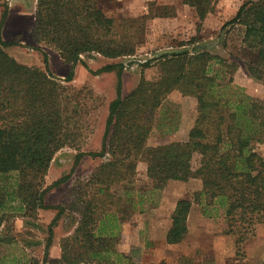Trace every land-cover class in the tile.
<instances>
[{
  "label": "trees",
  "instance_id": "1",
  "mask_svg": "<svg viewBox=\"0 0 264 264\" xmlns=\"http://www.w3.org/2000/svg\"><path fill=\"white\" fill-rule=\"evenodd\" d=\"M215 2L183 0L194 9L200 23ZM167 15L162 11L153 17ZM35 16L39 40L56 49L72 67L77 62L85 65L81 54L93 52L107 58L133 54L138 42L134 40L149 18H113L92 0H37ZM6 17L4 7L0 16V228L13 214L4 211L10 201H20L29 216L38 209L57 208L44 204L45 193L69 175L47 186L44 177L58 150L78 147L88 112L82 90L69 88L55 78L45 53L42 70L18 62L6 51L17 44L1 36ZM228 23L243 27L241 45L253 52L244 64L251 76L264 83V0H246ZM212 64L220 67L212 69ZM236 65L204 50L163 54L158 57L157 77H140L126 94L121 88L122 64L109 63L93 71L116 70L117 74L116 96L108 104L100 150L88 153L106 159L75 189L79 219L73 233L61 239L56 264H137L116 248L124 210H136L170 180L196 178L202 187L193 199L176 202L167 243H177L186 234L194 202L204 205V214L207 206L222 207L225 232L234 235L237 244L253 235L258 224L264 229V154L254 148L257 143L264 145V95L253 97L231 84ZM72 71L66 82L72 80ZM223 73L228 75L226 82L221 80ZM173 90L196 100L197 115L188 139L148 146L155 113ZM165 119V115L160 117L157 126H167V133L174 131L176 124ZM84 155L77 153L74 165ZM194 155L199 157L195 169ZM138 161L146 162L150 186L145 191L135 189ZM138 209L141 212V207ZM54 220L49 224L42 262L34 257L2 255L0 264H43ZM4 241L0 232V242Z\"/></svg>",
  "mask_w": 264,
  "mask_h": 264
},
{
  "label": "rangeland",
  "instance_id": "2",
  "mask_svg": "<svg viewBox=\"0 0 264 264\" xmlns=\"http://www.w3.org/2000/svg\"><path fill=\"white\" fill-rule=\"evenodd\" d=\"M92 1L113 18L149 17L142 23L140 37L134 40L138 42H135L133 54L116 58H107L93 52L81 54L85 65L77 62L72 67L60 58L56 49L40 41L36 35L37 0L0 1V16L4 7H7L1 36L17 43L7 47L6 51L18 62L42 70L45 53L51 74L63 85L82 90V96L85 97L83 102L88 110L78 147L66 146L58 150L44 177V186H47L61 176L69 175L65 182L45 193L44 204L57 208L38 209L29 216L24 214L20 201H10L4 211L13 214L8 215L0 228L2 236L6 238V241L0 242V257H34L42 262L49 224L55 219L51 225V243L43 264H56L61 254V239L73 233L79 219L75 189L106 159L92 157L88 153L100 150L108 104L116 96V70L99 74L93 71L109 63L122 64L121 88L122 93L126 94L136 86L140 77H157L158 57L163 54L204 50L220 56L228 63L237 64L231 76L233 86L253 97L261 98L264 95V83L251 76L244 64L252 59L253 52L241 45L243 27L228 23L246 0H216L213 10L201 23L194 9L184 4L183 0ZM162 11L168 15L153 17ZM147 60L149 63L145 66ZM219 67V64H212V69ZM71 70L72 80L66 82L65 78ZM221 80L226 82L228 75L223 73ZM196 106L194 97L183 95L178 90L170 92L155 113L147 145L186 141L197 115ZM163 115L166 118L164 122L173 121L176 124L174 131L167 133V126H157ZM254 148L257 153L264 154L263 144H254ZM79 152L85 155L74 165L75 156ZM198 160L199 157L194 155L193 169L198 166ZM134 182L136 190L145 191L150 186L145 161H138ZM201 187V181L196 178L187 181L170 180L162 190L156 191L152 199H145L138 206L141 212L138 208L125 209V219L118 230L117 250L130 255L137 264H264L263 226L258 224L253 235L237 244L235 236L225 232L223 208L216 204L207 206L204 214V205L201 207L194 202L187 216L186 234L177 243H167L166 233L172 223L176 202L180 199H193L194 193Z\"/></svg>",
  "mask_w": 264,
  "mask_h": 264
}]
</instances>
